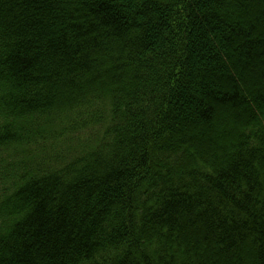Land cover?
<instances>
[{
    "label": "trees",
    "instance_id": "1",
    "mask_svg": "<svg viewBox=\"0 0 264 264\" xmlns=\"http://www.w3.org/2000/svg\"><path fill=\"white\" fill-rule=\"evenodd\" d=\"M0 151V264H264V0H0Z\"/></svg>",
    "mask_w": 264,
    "mask_h": 264
},
{
    "label": "rangeland",
    "instance_id": "2",
    "mask_svg": "<svg viewBox=\"0 0 264 264\" xmlns=\"http://www.w3.org/2000/svg\"><path fill=\"white\" fill-rule=\"evenodd\" d=\"M7 154H8V158L12 161V156L10 155L11 153H5L3 151H0V166H5L6 163H4L2 160L3 159H6L7 157ZM29 154L26 158L22 159V157L20 156V153L18 154L17 158H14V161L13 162H16V163H13V171L14 172H19V171H22V168L19 167V163L21 161H25V162H28L29 160ZM2 183V184H1ZM0 183V188H1V185H7V184H10V182L7 180V181H1Z\"/></svg>",
    "mask_w": 264,
    "mask_h": 264
}]
</instances>
